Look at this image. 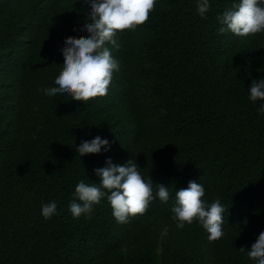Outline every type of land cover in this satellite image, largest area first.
<instances>
[{"label": "trees", "instance_id": "trees-1", "mask_svg": "<svg viewBox=\"0 0 264 264\" xmlns=\"http://www.w3.org/2000/svg\"><path fill=\"white\" fill-rule=\"evenodd\" d=\"M239 2L209 0L201 18L198 0H156L145 24L117 33L119 50L106 44L119 64L107 95L83 102L41 89L58 87L65 39L89 36L90 5L0 0V264H257L247 251L264 232V101L249 88L264 79V32L220 33L217 19ZM96 136L110 149L79 156ZM109 158L136 162L154 199L123 224L107 195L74 217L76 186H99ZM189 181L226 209L222 238L198 219L177 228L175 192Z\"/></svg>", "mask_w": 264, "mask_h": 264}, {"label": "clouds", "instance_id": "clouds-1", "mask_svg": "<svg viewBox=\"0 0 264 264\" xmlns=\"http://www.w3.org/2000/svg\"><path fill=\"white\" fill-rule=\"evenodd\" d=\"M84 2L90 5L91 23H85L81 30L87 32L89 36L87 38L70 36L65 39V46L61 49L64 56L63 68L55 79L58 87L41 89L50 97L68 93L72 100L87 102L107 95L112 74L119 70V64L106 44H111L119 50L117 33L135 30L137 26L145 24L156 5V0H84ZM209 10V0H198L197 11L201 18H206L205 14ZM217 19L221 25L226 26L220 27V33L230 31L236 36L247 37L264 32V0H240ZM249 92V99L252 102L264 101V79L253 80ZM258 111L264 113V104ZM110 147L108 140L96 136L91 141H82L76 151L79 156H84L99 154L102 148L108 151ZM106 164L105 168L94 169L95 174L101 177L99 186L85 184L83 181L78 183L74 196L82 203L74 200L69 209L76 218L82 214H90L93 205L99 204L107 195L116 221L121 224L127 223L129 216L143 214L147 210L154 199L153 183L151 178L145 181L136 162L131 159L124 166L114 165L110 158ZM157 189L156 196L166 203L170 196L169 188L157 185ZM204 195L203 185L195 181H189L186 189L176 191L177 206L172 209L173 219L178 221L176 225L178 229H183L185 224L190 225L198 219L209 234L208 239L218 240L224 235L222 225L226 209L219 199L207 206L202 200ZM41 214L45 219L56 215V202L42 205ZM246 249L241 247L239 250L244 252ZM247 256L257 264H264V232L260 233L256 242L247 251Z\"/></svg>", "mask_w": 264, "mask_h": 264}]
</instances>
